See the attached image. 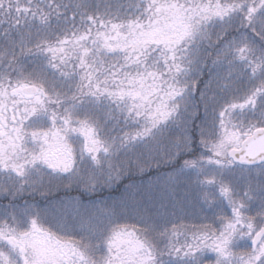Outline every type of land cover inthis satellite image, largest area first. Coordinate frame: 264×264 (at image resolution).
<instances>
[{
  "label": "snow or ice",
  "instance_id": "1",
  "mask_svg": "<svg viewBox=\"0 0 264 264\" xmlns=\"http://www.w3.org/2000/svg\"><path fill=\"white\" fill-rule=\"evenodd\" d=\"M0 200V264H264V0H0Z\"/></svg>",
  "mask_w": 264,
  "mask_h": 264
},
{
  "label": "trees",
  "instance_id": "2",
  "mask_svg": "<svg viewBox=\"0 0 264 264\" xmlns=\"http://www.w3.org/2000/svg\"><path fill=\"white\" fill-rule=\"evenodd\" d=\"M123 158L121 157V159ZM170 171L171 169L169 167L163 165L160 168H156L153 165L151 169L143 173L133 168L130 174L126 173L125 177L112 187H98L93 193L84 192L82 189L74 186L69 190H60L56 198H59V196L80 197L85 203L97 210L102 208L105 203L111 204L113 201L127 202L129 206L133 204L146 206L149 205L150 198L151 203H157L159 201L161 187L158 185L163 184L164 175ZM158 177L160 178L159 181L157 180ZM31 199L43 206L49 203L52 197L46 200L36 195ZM0 203H7V201L0 200Z\"/></svg>",
  "mask_w": 264,
  "mask_h": 264
},
{
  "label": "rangeland",
  "instance_id": "3",
  "mask_svg": "<svg viewBox=\"0 0 264 264\" xmlns=\"http://www.w3.org/2000/svg\"><path fill=\"white\" fill-rule=\"evenodd\" d=\"M63 188H61V190H62ZM41 199H43L42 197H41Z\"/></svg>",
  "mask_w": 264,
  "mask_h": 264
}]
</instances>
